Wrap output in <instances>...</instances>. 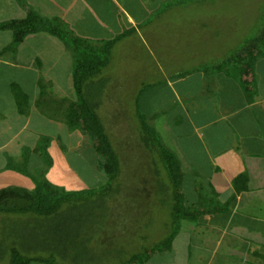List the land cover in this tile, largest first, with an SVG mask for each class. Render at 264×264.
<instances>
[{"label": "crops", "instance_id": "1", "mask_svg": "<svg viewBox=\"0 0 264 264\" xmlns=\"http://www.w3.org/2000/svg\"><path fill=\"white\" fill-rule=\"evenodd\" d=\"M28 11L98 47L113 41L94 79L102 87L92 86L100 107L129 109L135 122L142 115L180 162L188 215L169 248L141 264H264V54L250 91L234 64L218 66L245 39L236 41L229 12L213 0H0V24ZM75 65L60 37L38 32L15 46L14 32L0 29V191L34 189L39 172L57 183L60 157L74 173L67 153L81 154L89 139L60 116L78 101ZM87 155L104 178L93 148Z\"/></svg>", "mask_w": 264, "mask_h": 264}, {"label": "trees", "instance_id": "2", "mask_svg": "<svg viewBox=\"0 0 264 264\" xmlns=\"http://www.w3.org/2000/svg\"><path fill=\"white\" fill-rule=\"evenodd\" d=\"M1 30H12L14 32V45L20 44L27 35L38 32L48 33L60 37L66 41L67 45L73 52L75 58L74 81L78 101L70 103L60 115L66 125L74 131H79L89 138V142L94 151L96 167L104 179L107 177V187L102 189H89L87 191H78L69 193L55 183L50 182L45 175L32 177L35 188L31 190L8 188L0 191V214L4 216L12 215H31L32 217L40 216L45 218L58 217L64 213L66 205L83 201L84 199L94 197L103 191L110 194L119 195L121 188L120 175L123 172L122 158L118 146L116 147L110 133L108 132L106 108L100 107L98 95L102 91H95V88L101 89V85H96L94 79L97 78L103 68L107 66L114 42L107 43L98 47L94 43L75 37L69 32L68 28L59 21L43 18L35 13L28 11V16L24 20H13L8 23L0 24ZM264 54V29L256 37L244 41L234 53L218 66L223 67L228 64H234L237 67L238 77L244 84L247 91L253 88L254 83V64L256 60ZM103 85V82H101ZM95 87L94 89L92 88ZM94 92H92V90ZM107 114L106 117L101 116ZM139 121L136 122L139 133V142L144 150L142 160L145 163L142 181L134 185L139 188L134 189L147 201L151 198L160 199V204L169 205V216L164 226L165 234L163 237L151 240L146 246L139 249H121L119 251L96 254L93 259L88 257L79 258L78 255L69 254L66 248L60 249L63 262L57 261L53 257H29V252L22 253L15 246L11 251V264H30L33 261L47 263H66L68 264H107L115 262L117 264H141L145 262L153 253L167 250L172 239L177 235L181 218L188 215L184 211L182 204L183 193L180 182L182 171L178 158L172 154L163 144L158 133L150 127L146 119L138 113ZM113 116V121L118 120ZM131 118V117H130ZM106 119V121H105ZM134 124V123H133ZM114 125V124H111ZM61 142V141H60ZM48 139L44 138L42 142V158L44 164L48 167L52 165L50 156L47 154ZM153 163L154 172L146 174V169ZM146 175H149L148 178ZM137 181V180H136ZM141 183V184H140ZM149 202V200H148ZM146 203V202H145ZM144 203V205H145ZM150 203V202H149ZM135 208H133V211ZM140 210V209H139ZM142 222L141 216L138 217ZM164 225V224H163ZM134 226V225H132ZM93 239V238H92ZM86 240L83 243L84 248L88 247L94 240ZM110 258V259H106Z\"/></svg>", "mask_w": 264, "mask_h": 264}, {"label": "rangeland", "instance_id": "3", "mask_svg": "<svg viewBox=\"0 0 264 264\" xmlns=\"http://www.w3.org/2000/svg\"><path fill=\"white\" fill-rule=\"evenodd\" d=\"M213 2L218 4L219 8L221 6L224 12H229V20L235 25L236 41L237 37H240L239 34L244 33L246 41L263 31L264 0H213ZM204 11L207 15L210 14L208 10ZM221 13L223 12L219 10L220 15ZM238 45L241 46L240 43ZM106 104L110 102L107 101ZM105 110L108 111L107 117L110 116V119L106 117L107 121L105 119L109 123L108 132L119 148L123 164L118 184L121 188L119 195L103 191L94 197L84 199L81 203L72 200L71 204L65 206L64 213L58 217L0 214V264H11L10 250L14 246L22 253L29 252V257H53L63 262L65 258L60 254L62 252L60 249L71 250L68 253L78 255L79 258L93 259L96 254L105 255L123 248L139 249L151 243L154 236H156L154 239L164 236L169 205L160 204L157 197L148 199L149 203L141 195L138 196L137 193L133 195L134 189L139 188L134 185L145 176L142 172L144 171L142 166L145 165L142 160L144 150L141 141L139 142L135 119H130V110L126 108L107 107ZM121 114L115 125L113 116ZM122 117L123 122L120 121ZM88 140L82 142L81 150L79 149L81 154L77 150L67 153V159L75 169L74 173L62 170V157L58 161L60 171L56 168L51 171L50 177L57 181L55 184L69 193L107 187L106 176L104 179L90 172L87 152H91L92 146L86 142ZM148 170L150 173L154 172L153 163L146 169V174L149 173ZM44 175L47 177L46 172H43L40 179ZM146 176L150 178L149 175ZM140 216L142 222L138 218ZM91 239L95 241L84 248L83 243ZM109 262L117 264L110 260ZM107 263L108 260L105 264Z\"/></svg>", "mask_w": 264, "mask_h": 264}]
</instances>
